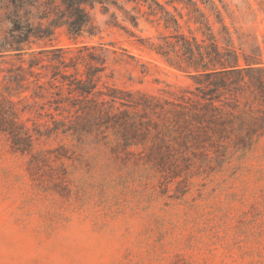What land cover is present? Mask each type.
<instances>
[{"label": "rangeland", "instance_id": "rangeland-1", "mask_svg": "<svg viewBox=\"0 0 264 264\" xmlns=\"http://www.w3.org/2000/svg\"><path fill=\"white\" fill-rule=\"evenodd\" d=\"M158 1L177 16L180 32L201 39L197 12ZM196 1L222 44L215 11ZM213 1L241 64L259 47L264 66V0ZM88 9L92 35L73 38L58 27L32 48L103 44L113 71L105 79L119 87L157 95L194 89L192 76L156 51L174 32L159 13L133 0ZM8 24L0 11V37ZM20 62L0 56V88L6 68ZM22 119L49 120L34 110ZM115 144L106 129L53 134L35 140L31 162L33 154L13 151L0 133V264H264V134L222 164L201 154L180 177L140 160L147 143L125 153Z\"/></svg>", "mask_w": 264, "mask_h": 264}, {"label": "trees", "instance_id": "trees-1", "mask_svg": "<svg viewBox=\"0 0 264 264\" xmlns=\"http://www.w3.org/2000/svg\"><path fill=\"white\" fill-rule=\"evenodd\" d=\"M106 1L0 0L1 14L9 23L0 37V56L21 60L6 68L0 88V133L13 151L33 154L32 162L36 139L106 129L114 133L116 153L134 152L131 146L147 143L139 151L140 160L152 163L158 172L180 177L197 165L201 154L222 164L248 148L254 135L264 134L260 49L256 47V56L243 53L241 64L213 0L200 1L215 11L222 44L196 0L166 2L182 3L198 13L194 21L201 39L180 32L177 16L158 0H133L147 4L150 13H159L165 26L173 27L156 51L169 65L192 76V90L166 89V94L157 95L109 82L105 77H113V71H107L111 50L103 44L32 48L38 40L50 39L58 27L73 38L85 32L92 35L88 6ZM25 91L29 94L20 96ZM33 110L49 120L29 126L22 113Z\"/></svg>", "mask_w": 264, "mask_h": 264}]
</instances>
